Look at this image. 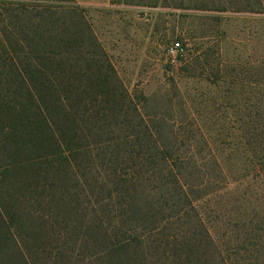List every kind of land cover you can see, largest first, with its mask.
<instances>
[{"label": "trees", "instance_id": "trees-1", "mask_svg": "<svg viewBox=\"0 0 264 264\" xmlns=\"http://www.w3.org/2000/svg\"><path fill=\"white\" fill-rule=\"evenodd\" d=\"M160 135L75 0H0V264H264L263 219L213 224L223 164ZM233 152L264 173V129Z\"/></svg>", "mask_w": 264, "mask_h": 264}, {"label": "rangeland", "instance_id": "rangeland-1", "mask_svg": "<svg viewBox=\"0 0 264 264\" xmlns=\"http://www.w3.org/2000/svg\"><path fill=\"white\" fill-rule=\"evenodd\" d=\"M75 2L160 139L183 156L223 164L229 192L212 207L219 232L238 224L241 239L263 224L264 173L241 163L233 148L264 129V0ZM176 42L184 53L172 56Z\"/></svg>", "mask_w": 264, "mask_h": 264}, {"label": "built area", "instance_id": "built-area-1", "mask_svg": "<svg viewBox=\"0 0 264 264\" xmlns=\"http://www.w3.org/2000/svg\"><path fill=\"white\" fill-rule=\"evenodd\" d=\"M168 51L170 55L178 56L184 53V48L180 43H174Z\"/></svg>", "mask_w": 264, "mask_h": 264}]
</instances>
